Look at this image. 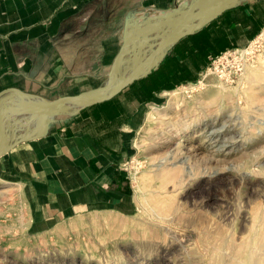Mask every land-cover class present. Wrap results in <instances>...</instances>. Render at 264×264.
Returning <instances> with one entry per match:
<instances>
[{
	"label": "rangeland",
	"instance_id": "374dc122",
	"mask_svg": "<svg viewBox=\"0 0 264 264\" xmlns=\"http://www.w3.org/2000/svg\"><path fill=\"white\" fill-rule=\"evenodd\" d=\"M214 1L207 3L206 14L195 9L196 3L191 5L185 11L189 21L210 16ZM163 19L146 24L147 30L138 35L137 48L125 47L100 83L83 93L108 94L109 88L125 82L137 65L140 74L147 72L162 56L161 50L156 57L147 54L164 41ZM176 24L173 21L172 29ZM261 59L264 23L251 40L210 57L196 78L169 88L179 89V99L166 93L160 102L144 108L132 150L122 164L132 186L123 209L102 208L60 220L51 227L35 226L21 185L0 176V264H264V239L259 237L264 230V60L263 66L244 72L247 65L256 66ZM219 81L225 89L216 85ZM132 97V93L125 94V98ZM24 98L26 105L43 111L37 102L41 96ZM82 99L53 112H77L83 108H77ZM15 105L17 111L7 134L29 132L33 129L28 126L29 119L23 117L27 123L23 127L18 116L26 107H8ZM152 105L162 113L156 120L148 117ZM188 137L191 141L186 145H200L202 154L194 158L197 164L192 166V177L188 176L182 186H174L179 190H171L174 180L166 183L181 207L162 222L152 214L146 199L155 180L150 177L144 181L142 175L152 173L154 164L165 160ZM243 249L251 255H243Z\"/></svg>",
	"mask_w": 264,
	"mask_h": 264
},
{
	"label": "crops",
	"instance_id": "0c3cea01",
	"mask_svg": "<svg viewBox=\"0 0 264 264\" xmlns=\"http://www.w3.org/2000/svg\"><path fill=\"white\" fill-rule=\"evenodd\" d=\"M210 1L0 0V124L17 96L13 91L47 99L83 93L100 83L125 47L137 48V33L147 25L164 17L165 39L178 31L170 17L184 23L191 5L204 11ZM218 7L215 0L211 15L191 25L213 17ZM263 23L264 0H229L208 23L174 41L166 38L161 58L114 102L82 108L84 103L77 112L44 118L29 132L9 134L0 176L21 185L31 223L51 227L84 212L123 209L132 186L122 164L144 108L173 85L196 78L216 53L251 40ZM158 50L148 49L147 56Z\"/></svg>",
	"mask_w": 264,
	"mask_h": 264
},
{
	"label": "bare ground",
	"instance_id": "6f19581e",
	"mask_svg": "<svg viewBox=\"0 0 264 264\" xmlns=\"http://www.w3.org/2000/svg\"><path fill=\"white\" fill-rule=\"evenodd\" d=\"M242 52L244 53V51L242 50ZM260 57V56H259ZM264 60V59H263ZM259 62V64H256V66L252 65L250 66L247 65L248 67H246V71L244 70V72L246 74L258 69L259 67L263 66L262 64V61ZM263 69V68H262ZM244 74V76L246 75ZM117 84V83H116ZM116 84H114L110 90L114 89V87L116 86ZM216 85L221 88V89H225V86L223 85V83L221 81H219L218 83H216ZM179 89L176 88V89H173V90H170L168 91L167 93H170L171 94V97L174 98V99H179ZM16 95V94H15ZM26 97V96H24ZM22 95H17L15 96L13 99H12V102L13 104H18L20 107H26L25 111L23 112H20L18 114V116L20 117V120H21V126L25 127L27 126V123H24V120H23V117L25 118V116L27 117V119H29V123H28V126L33 128V129H36L39 127V125L41 124V122L44 120V118L46 116H56L57 113H54L53 111H48V112H43V111H38L28 105H26V102H25V98H24ZM39 105H43L45 103V100L43 98H39V101H37ZM69 103V102H68ZM80 103L81 104H84L85 103V99H82L80 100ZM159 107L157 106H154L152 105V109L150 111L149 114V120H153V119H157L158 116H160L161 111H159ZM159 113V114H158ZM160 118V117H159ZM147 119V118H146ZM19 120V121H20ZM154 120V121H155ZM148 122V121H147ZM152 122V121H151ZM187 127V125H186ZM186 129V128H185ZM189 130V129H188ZM193 135V134H192ZM190 137L188 138H184L183 140V144H179L177 146V150L174 151L172 150L171 154L169 156H167V158L165 160H162L161 162H158V163H155V168L154 171L152 169V173H149L148 175H145V177L142 175V180H148V178L152 177V179L155 180V183L152 184L151 186V189L149 191V195L146 197L147 201H148V205H149V209H151L152 211V214L154 216L157 217V219H159L160 221L162 222H166L168 219H169V215L175 213L176 212H179L180 211V207L179 206V203H176V197L174 198L172 196V194L170 192L168 188V186H166V183H168V181H172L174 180L175 182H173V187L171 186V183H170V186L172 187L171 190L174 188L177 189V187H174L176 186L178 183H186L185 181H187V177L191 176V173H192V166H194V164L196 163H193L194 158H198V156L200 154V149H201V146L200 145H195L194 144H187L186 145V141H191V139H189ZM217 146V145H216ZM203 147V146H202ZM203 150V149H202ZM219 154V153H218ZM208 157V156H207ZM211 158V157H210ZM209 158V159H210ZM230 158V157H229ZM202 159H203V155H202ZM207 159V160H209ZM200 160V158H199ZM206 160V161H207ZM210 161V160H209ZM200 162V161H198ZM193 164V165H192ZM197 164V163H196ZM196 168V167H195ZM195 168L193 169V171L195 170ZM197 170V169H196ZM197 172V171H195ZM211 172V171H210ZM190 174V175H189ZM197 174H199L197 172ZM196 174V175H197ZM192 175H195V174H192ZM140 176V175H139ZM136 177V176H135ZM192 177V176H191ZM137 178V177H136ZM140 178V177H139ZM141 179V178H140ZM139 179V180H140ZM140 180V181H142ZM188 183V182H187ZM139 185V184H138ZM179 186V184H178ZM182 186V184H181ZM180 186V187H181ZM180 188L178 187L177 190H179ZM176 190V191H177ZM176 191H173L174 193H176ZM176 195V194H175ZM188 195V194H187ZM179 198V197H178ZM178 202V201H177ZM181 204V203H180ZM189 209V208H188ZM259 210V209H257ZM188 211V210H187ZM186 211V212H187ZM197 211V210H196ZM185 212V213H186ZM182 213V212H181ZM191 214H193V211L191 212ZM195 214V213H194ZM149 215V214H148ZM178 215V214H177ZM181 215V214H180ZM186 215V214H185ZM184 215V216H185ZM190 215V213H189ZM256 215V214H255ZM110 216V215H109ZM108 216V217H109ZM149 217V216H148ZM155 217V218H156ZM186 217V216H185ZM184 217V219H185ZM96 218V217H95ZM94 219V218H93ZM108 219V218H107ZM186 219H189L188 217ZM96 220V219H95ZM262 220V219H261ZM115 221H117L115 219ZM175 221V219L173 220ZM186 221V220H185ZM190 221V220H189ZM118 222H121L118 221ZM169 222V221H168ZM172 222V221H171ZM159 223V221H158ZM163 224V223H161ZM166 224V223H165ZM145 225V224H144ZM264 229V220L262 221V224H261ZM148 226V225H147ZM146 226V227H147ZM168 226V225H167ZM149 229V228H148ZM156 231V230H155ZM166 231V230H165ZM163 231V233L165 232ZM169 230H167L168 232ZM166 232V233H167ZM162 233V234H163ZM165 233V234H166ZM175 234V233H174ZM160 236V235H159ZM169 235H167L168 237ZM176 236V235H175ZM170 237V236H169ZM260 240L263 241L264 239V230H263V233H260ZM171 238V237H170ZM161 239V238H160ZM167 239V238H166ZM159 241V240H158ZM163 243V241H162ZM168 246V245H167ZM242 254L249 257L251 255V251L247 250V249H243L242 251ZM230 263V262H229Z\"/></svg>",
	"mask_w": 264,
	"mask_h": 264
},
{
	"label": "water",
	"instance_id": "95a60500",
	"mask_svg": "<svg viewBox=\"0 0 264 264\" xmlns=\"http://www.w3.org/2000/svg\"><path fill=\"white\" fill-rule=\"evenodd\" d=\"M221 1L222 0H217V3L219 5V7L216 9V12H215L214 16H216V15L221 13L223 7L227 5L229 0H223V5L222 6L220 4ZM213 17H211V18H209V19H207L205 21L198 22L194 26H192L191 22H189V21H186V22L183 23L182 22L183 21L182 17H180L178 19L176 18L177 20L172 18V17H170V20L177 21V24L181 25V27L174 34H171L170 37L168 36L166 38L171 39L172 41H174L178 37L187 34L189 31H193V30L203 26L204 24L208 23ZM185 29H187V30H185ZM143 33L144 32H142V33L138 32L137 34L138 35H141V34L143 35ZM166 38L164 39V42L159 44V50H162L165 47L164 44H165V41L167 40ZM163 45H164V47H162ZM155 54H156V56H157V54L159 55L158 52H155ZM153 56H155V55H153ZM139 70H140V67L137 65L135 67V69L132 71L131 75L125 80V82H123L120 86L116 87L114 90L108 92V94H106V95L90 96V95H87L85 93H81V94L60 95V96H58L56 98H53V99L43 98L45 100V103L43 105H41V108L45 112L53 111V109H56L59 106L67 104L68 102H70L72 100L81 99V98L85 99V104L83 106H81V107H84L86 105H92V104H95V103L103 102V101L108 100V99L112 98L113 96H115L124 87L129 85L132 82L133 79H135L136 77L141 75L139 73ZM13 93H17L18 95H23V96H26V97H28V96H31V97L32 96H36V95L30 94V93H27V92H23V91H20V90H18V91L15 90V91H13ZM36 97H39V96H36ZM16 106L17 105H15V107L13 109H11L12 107H10V106L8 107L7 106V110L5 111L7 114L5 113L4 121H3V123L0 124V155L2 154L1 147L4 146V145H8L9 144V137L7 136L9 134H7V131H6V128H5L6 115H9L8 118H7V125L9 126V122H10L11 117L14 115V111H17Z\"/></svg>",
	"mask_w": 264,
	"mask_h": 264
},
{
	"label": "trees",
	"instance_id": "16d2710c",
	"mask_svg": "<svg viewBox=\"0 0 264 264\" xmlns=\"http://www.w3.org/2000/svg\"><path fill=\"white\" fill-rule=\"evenodd\" d=\"M125 88V87H124ZM124 88L119 92L117 93L115 96H113L112 98L108 99V100H105L103 102H100V103H95V104H92V105H100V104H109V103H112L114 102V100L116 99V97L124 90ZM91 105V106H92ZM88 106V105H87Z\"/></svg>",
	"mask_w": 264,
	"mask_h": 264
},
{
	"label": "built area",
	"instance_id": "2783aa9c",
	"mask_svg": "<svg viewBox=\"0 0 264 264\" xmlns=\"http://www.w3.org/2000/svg\"><path fill=\"white\" fill-rule=\"evenodd\" d=\"M16 95H18L17 93H14ZM7 114V113H6ZM10 114V113H9ZM9 115H6V122H5V128H6V131L7 130H10V127L7 125V118H8Z\"/></svg>",
	"mask_w": 264,
	"mask_h": 264
}]
</instances>
